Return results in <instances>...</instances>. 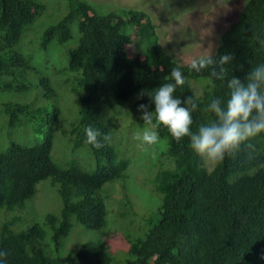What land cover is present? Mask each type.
<instances>
[{"label": "trees", "instance_id": "1", "mask_svg": "<svg viewBox=\"0 0 264 264\" xmlns=\"http://www.w3.org/2000/svg\"><path fill=\"white\" fill-rule=\"evenodd\" d=\"M64 1L66 14L40 33H33L40 40L35 53L46 54L75 42L65 54L67 65L56 73L79 106L70 143L75 151L86 150L97 163L105 157L107 165L88 171L78 161L66 166L54 161L52 151L61 117L58 100L63 98L49 77L40 72L47 61L22 51L10 52L27 32L35 30L32 27L46 6L39 0H0V91L27 97L2 106L5 129L13 138L6 150L0 148V211H14L31 201L38 185L48 179L61 200L60 212L48 214L43 226L34 224L26 231H15L13 222L0 225V252L7 253L0 260L6 264L90 261L86 248L66 256L59 255V250L62 240L72 233L74 222L91 231L107 227L109 206L98 193L122 180L128 169V163L119 161L116 154L112 127L101 120L110 98L115 103L137 98L138 107L146 105L152 112L155 105L150 95L173 67H179L186 80L174 95L182 101L192 97L197 103L192 112L193 132L214 118L205 111L212 99L220 98L223 103L229 98L227 82L210 78V69L190 71L189 64H178L158 45L153 63L128 53L134 37L125 29L143 26L149 21L146 13L101 14L84 0ZM224 53L235 58L227 66L229 78L235 76L242 82L252 67L264 64V0H249L241 10L240 19L223 34L213 57ZM198 79L211 82L205 88L199 85L204 88L201 97L192 85ZM33 84L38 86L36 92ZM52 100L51 110L48 103ZM44 117L48 129L41 142L15 138L16 128L23 129ZM89 126L101 133L102 143L104 135L111 139L100 149L87 144L85 128ZM155 130L159 139L168 141L166 157L173 169L155 179V190L161 197L159 218L143 238L131 243L129 258L123 264H264V132L210 167L191 148L189 137L177 142L164 126ZM47 231L58 256L47 252Z\"/></svg>", "mask_w": 264, "mask_h": 264}, {"label": "rangeland", "instance_id": "2", "mask_svg": "<svg viewBox=\"0 0 264 264\" xmlns=\"http://www.w3.org/2000/svg\"><path fill=\"white\" fill-rule=\"evenodd\" d=\"M45 6V12L27 32L21 43L10 50L11 53L22 51L26 56H40L47 61L40 72L48 76L63 98L59 101L61 117L59 119L52 157L55 162L66 166L72 161L83 163L88 171L98 166H106L102 157L97 163L91 159L84 149L73 150L70 133L78 123L79 106L76 97H70L67 89L61 86L62 78L56 73L67 65L66 52L74 47L72 41L67 46H57L52 51L39 55L35 53L38 42L33 33H40L48 26L57 23L66 14L64 0H39ZM92 4L101 14L116 13L123 15L125 11L144 12L148 22L135 29L127 26L125 32L134 37V46L129 48L131 56H141L153 63L155 46L169 54L181 65H188L192 59L198 58L205 49L216 54L221 45V38L231 26L240 19L241 10L249 0H84ZM37 27V28H36ZM35 53V54H32ZM69 80V76L64 74ZM38 83V80H37ZM199 97L206 86H211L208 79L192 81ZM204 87L201 89L199 86ZM37 91V85H32ZM27 97L0 91V148L6 150L12 142V135L5 129L2 117V106L11 102H21ZM138 99L115 103L111 98L106 102L101 120L113 130V145L119 161H126L128 169L122 180L106 185L99 193L109 206L108 225L102 231H91L74 222L70 236L61 242V256L72 251L87 249L90 261H76L74 264H123L129 258V248L136 239L143 238L148 230L157 222L161 197L155 190V179L165 171L173 169L172 162L166 157L168 141L161 140L153 145L142 141L143 132L148 126L140 120L137 106ZM51 110L54 101L48 103ZM48 129L47 118L38 120L25 128H16V139L42 141ZM155 130V129H154ZM156 131V130H155ZM141 137V138H138ZM213 163L208 164L210 167ZM38 193L34 199L26 202L14 211H0V225L13 222L15 231H26L34 224L41 226L48 214H58L61 200L57 188L51 180L38 185ZM111 217V218H110ZM48 232V231H47ZM48 232L46 238L47 252L58 256ZM45 244V243H44Z\"/></svg>", "mask_w": 264, "mask_h": 264}, {"label": "clouds", "instance_id": "3", "mask_svg": "<svg viewBox=\"0 0 264 264\" xmlns=\"http://www.w3.org/2000/svg\"><path fill=\"white\" fill-rule=\"evenodd\" d=\"M234 59L231 53L219 54L214 58L212 51L205 49L188 65L190 71L197 73L210 69V78L227 82L229 98L223 103L220 98H214L205 108L214 118L200 124L195 132L191 130L192 112L198 105L192 97L184 101L175 97L177 88L184 85L186 78L179 67H173L165 77V82L150 95L155 105L154 111L150 112L148 106L143 104L138 107L140 120L148 126L142 138H138L146 145L155 144L159 133L154 129L162 125L177 142L183 137H189L191 148L206 166L223 161L242 143L264 132V64L252 67L245 76L246 82H242L235 76L229 78L227 66ZM85 134L86 143L96 149L111 139L109 135H104L102 143L99 139L101 133L90 126L85 128ZM6 256V252H0V258ZM0 264L6 262L0 260Z\"/></svg>", "mask_w": 264, "mask_h": 264}]
</instances>
